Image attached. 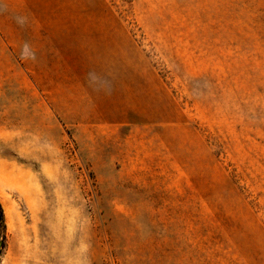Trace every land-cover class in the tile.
<instances>
[{
    "label": "rangeland",
    "instance_id": "rangeland-1",
    "mask_svg": "<svg viewBox=\"0 0 264 264\" xmlns=\"http://www.w3.org/2000/svg\"><path fill=\"white\" fill-rule=\"evenodd\" d=\"M0 204V264H264V0H0Z\"/></svg>",
    "mask_w": 264,
    "mask_h": 264
},
{
    "label": "trees",
    "instance_id": "trees-1",
    "mask_svg": "<svg viewBox=\"0 0 264 264\" xmlns=\"http://www.w3.org/2000/svg\"><path fill=\"white\" fill-rule=\"evenodd\" d=\"M3 220H4L3 210H2V207H1V204H0V222H1V225L3 223Z\"/></svg>",
    "mask_w": 264,
    "mask_h": 264
},
{
    "label": "clouds",
    "instance_id": "clouds-1",
    "mask_svg": "<svg viewBox=\"0 0 264 264\" xmlns=\"http://www.w3.org/2000/svg\"><path fill=\"white\" fill-rule=\"evenodd\" d=\"M25 51H27V46H25Z\"/></svg>",
    "mask_w": 264,
    "mask_h": 264
},
{
    "label": "crops",
    "instance_id": "crops-1",
    "mask_svg": "<svg viewBox=\"0 0 264 264\" xmlns=\"http://www.w3.org/2000/svg\"><path fill=\"white\" fill-rule=\"evenodd\" d=\"M20 54V53H19ZM18 53H17V55H19Z\"/></svg>",
    "mask_w": 264,
    "mask_h": 264
}]
</instances>
